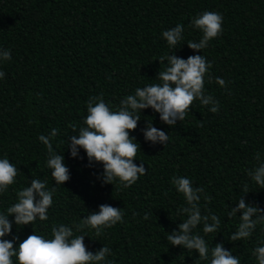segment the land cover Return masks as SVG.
Returning <instances> with one entry per match:
<instances>
[{
	"label": "trees",
	"instance_id": "1",
	"mask_svg": "<svg viewBox=\"0 0 264 264\" xmlns=\"http://www.w3.org/2000/svg\"><path fill=\"white\" fill-rule=\"evenodd\" d=\"M205 11L222 16V32L194 52L187 43L199 42L202 33L190 24ZM178 23L184 31L172 49L162 33ZM0 50L11 53L9 60L0 59L5 74L0 78V159L18 169L14 183L0 194V213L6 214L17 202L16 193L32 179L46 182L48 190L55 187L40 135L58 130L52 148L63 155L70 174L55 187L48 220L13 224L3 239L17 237L14 246L32 232L51 239L52 227L63 224L74 237L86 235L90 252L103 246L111 250L100 264H210V253L201 260L194 250L167 241V234L187 218L178 209L188 206L171 181L187 177L194 188L204 189L198 202L201 215L221 220L217 232L205 234L201 223L194 233L210 249L222 243L241 264H258L253 253L264 246V222L250 237L231 241L242 213H228L245 195V184L250 191L246 204L264 209V189L248 175L264 162V0H0ZM172 53L183 59L203 55L211 64L204 92L218 101V112L211 113V105L197 99L185 119L170 127L152 109L141 110L129 135L140 145L134 163H142L146 174L128 188L103 184L102 165L89 164L82 149L72 158L67 147L70 135L85 126L89 97L102 96L118 111L121 100L137 88L160 83L155 78L168 63L159 58ZM147 124L168 134V141L146 142ZM103 204L121 209L122 221L99 236L91 229L76 231L80 220Z\"/></svg>",
	"mask_w": 264,
	"mask_h": 264
},
{
	"label": "clouds",
	"instance_id": "2",
	"mask_svg": "<svg viewBox=\"0 0 264 264\" xmlns=\"http://www.w3.org/2000/svg\"><path fill=\"white\" fill-rule=\"evenodd\" d=\"M190 27L199 30L202 38L199 42L189 41L187 47L194 52H201L208 46L209 41L218 37L222 32V16L219 13L205 11L191 21ZM184 26L177 24L174 28L162 33L167 45L175 49L181 41ZM10 50H0V59L9 60ZM167 60L168 66L159 71L156 78L160 83L150 84L144 88H137L134 95H128L120 102L118 111H112L105 103L102 96L89 97L87 102V116L83 121L85 126L79 128L77 135H70L67 147L70 156L76 158L79 150L86 154L89 164L96 163L103 167L102 183L118 188L132 186L140 176L146 174V168L141 163H134L140 145L131 137L130 132L137 128L141 119L140 111L152 109L159 114L162 123L174 126L177 121H182L188 115L194 100L199 99L202 105H211L209 111L217 113L218 101L204 92V77L211 64L203 55H192L187 59L179 58L173 53L159 58V63ZM0 71V78L4 77ZM216 83L221 87L226 86L222 78H216ZM202 126V123H201ZM70 127L76 131V125ZM58 134L57 129H52L48 136L40 135L39 141L48 150L49 158L47 167L51 170V178L55 181V187L61 186L70 179L69 169L64 163L63 155L53 151L52 138ZM146 142L152 144H165L169 135L164 131L147 124L143 131ZM255 159L260 161L259 153ZM18 169L7 158L0 159V194L6 193L16 176ZM249 177L256 185L264 189V162L248 172ZM171 183L176 191L182 194L187 207L178 209V214H185L186 219L179 223L178 230L167 234V241L171 246H180L185 250H194L201 260L211 256L210 264H241L240 259L226 250L222 243L209 248L206 240L194 229L203 223L205 234L217 232L221 220L216 215H201L198 202L201 199L202 187L194 188L187 177H173ZM55 187L46 188V182L32 179L30 186L16 193L17 202L8 207L5 213H0V264H100L110 255L111 250L103 246L99 251L92 253L84 244L86 235L75 236L72 228L60 224L51 229V239L32 232L26 239L16 245L17 237L12 240L3 239L12 231V226H25L32 224L39 218L40 221L48 220V209L53 204ZM245 195L250 192L248 185L243 186ZM243 195L236 206L231 208L228 216H237L240 223L237 231L230 236L231 241H240L252 235L258 223L264 222V209L246 204ZM206 202L211 197L205 195ZM14 217L9 221L8 217ZM122 210L108 204L99 206L98 211L89 213L76 225V231L85 229L95 231V235H101L102 229L110 228L122 221ZM147 219V216H145ZM253 255L258 264H264V246L256 247Z\"/></svg>",
	"mask_w": 264,
	"mask_h": 264
}]
</instances>
